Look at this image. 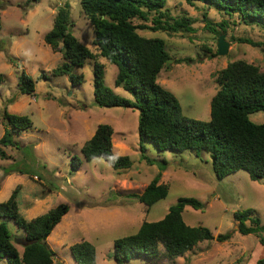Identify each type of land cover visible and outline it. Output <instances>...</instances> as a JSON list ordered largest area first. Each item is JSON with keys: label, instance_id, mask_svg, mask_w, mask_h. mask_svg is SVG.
Returning <instances> with one entry per match:
<instances>
[{"label": "rangeland", "instance_id": "rangeland-1", "mask_svg": "<svg viewBox=\"0 0 264 264\" xmlns=\"http://www.w3.org/2000/svg\"><path fill=\"white\" fill-rule=\"evenodd\" d=\"M65 4L70 33L97 54L92 44L94 32L82 13L80 0H0V137L5 110L27 116L32 122L30 129L14 136L13 147L0 145L5 152L4 158L0 156V203L19 186L18 203L30 197L49 199L50 208L67 205L65 219L47 238L55 253L52 264H75L69 246L81 240L94 246L96 264H115L114 240L135 233L145 221L162 219L179 197H192L203 206L199 210L185 207V224L206 227L214 237L228 233L231 237L221 243L215 239L200 242L175 259L139 258L125 264H256L264 257V248L258 242L261 235H241L233 213L251 209L264 224V179L251 180L240 170L218 180L208 154L159 153L150 143L142 144L145 156L152 162L146 163L139 150L138 111L94 103L92 61L71 71L83 76L79 85H72L65 75H52L63 60L59 52L44 44L43 36ZM164 15L162 20L168 23L188 19L193 32L137 30L144 37L159 38L165 43L170 61L160 71L157 83L175 96L183 116L208 121L209 103L218 90L215 75L219 70L238 59L264 68V26L246 24L236 14L226 15L198 2L188 5L183 0H168ZM133 23L149 25L150 21L134 19ZM221 34L227 42L233 40V46L225 56L213 55ZM239 38L258 46L240 43ZM185 58L191 61L181 62ZM98 61L104 65L105 85L116 95L132 100L130 94L115 86L116 66L103 58ZM22 71L34 82L32 95L21 94L17 88ZM249 118L260 124L264 113L256 112ZM98 124L111 126L113 152L129 157V169L114 170L100 158L90 162L83 159L81 147ZM72 157L81 161L75 171L70 165ZM157 174L159 183L168 186V194L147 208L134 195L141 194ZM6 226L12 243L21 251L25 242L19 237L23 238V232L12 220H7ZM0 264H6V259L1 258Z\"/></svg>", "mask_w": 264, "mask_h": 264}, {"label": "trees", "instance_id": "trees-1", "mask_svg": "<svg viewBox=\"0 0 264 264\" xmlns=\"http://www.w3.org/2000/svg\"><path fill=\"white\" fill-rule=\"evenodd\" d=\"M167 1L80 0L82 13L94 32L92 44L97 54L70 33L69 10L65 4L58 9L52 28L43 36L44 44L59 52L63 60L52 70V75H65L72 85H79L83 82V76L74 75L71 71L82 67L86 61H92L94 103L104 108L123 107L138 111L139 150L141 158L148 164L152 162L144 154L143 143L152 144L159 153L192 151L198 155L204 152L209 155L218 180L240 170L245 171L251 180L264 179V122L256 124L249 118L256 112L264 113V70L241 59L228 62L215 75L218 90L209 103V120L199 121L183 116L175 96L157 83V77L169 59L164 41L144 37L137 31L193 32L186 18L175 19L172 23L162 20ZM183 1L188 5L197 2L206 4L226 15L236 14L243 23L264 26V0ZM134 19L150 21V24L136 25ZM221 32L225 33V29L221 28ZM232 41L229 40L230 43ZM237 41L258 46L246 38ZM213 55H217V52ZM99 58L116 66L115 86L121 85L132 100L116 95L105 85L104 65L98 61ZM182 61L191 60L185 58ZM2 82L3 76L0 74V84ZM17 88L21 94L32 95L34 92V82L24 71L18 76ZM3 122L4 132L0 137L3 147H13L14 136L32 127L27 116L10 114L6 110L3 112ZM112 135L111 126L98 124L81 147L82 157L86 162L100 158L114 170H127L132 163L128 156L113 152ZM0 156L5 157L1 149ZM70 165L75 171L81 166V161L72 157ZM10 171L7 170V173ZM159 178L160 174H157L141 194L134 195L147 208L165 199L168 194V186L159 183ZM18 189L19 186H16L9 197L0 203V259L5 258L6 264H52L55 253L48 246L47 238L68 213L69 207L59 204L27 220L19 213ZM202 206L195 198L179 197L162 219L145 221L135 233L114 240L113 261L115 264H125L139 258L175 259L200 242L213 239L220 243L227 241L231 237L229 233L214 237L206 227L185 224L182 218L184 208L199 210ZM233 219L241 235H261L258 242L264 248V224L253 210L234 212ZM7 220H12L16 228L23 232L21 240L27 244L22 245L21 251L11 241ZM69 251L75 264H96L95 248L88 241L81 240L70 245ZM256 264H264V257Z\"/></svg>", "mask_w": 264, "mask_h": 264}, {"label": "crops", "instance_id": "crops-1", "mask_svg": "<svg viewBox=\"0 0 264 264\" xmlns=\"http://www.w3.org/2000/svg\"><path fill=\"white\" fill-rule=\"evenodd\" d=\"M232 46H233V44L230 43V46H229L230 49ZM249 63H251V62H249ZM259 68L261 70H264V68H261V67H259ZM28 199H29L28 201H25L23 198H21L20 203H18L19 213L27 220H31V219L39 216V215H42L51 209L48 206V201H50L49 199L46 200L45 198L41 199V198H30V197ZM62 218L65 219L64 216ZM22 236H23V233H22ZM19 239L21 240L20 237H19Z\"/></svg>", "mask_w": 264, "mask_h": 264}, {"label": "water", "instance_id": "water-1", "mask_svg": "<svg viewBox=\"0 0 264 264\" xmlns=\"http://www.w3.org/2000/svg\"><path fill=\"white\" fill-rule=\"evenodd\" d=\"M229 42H227L225 40V35L224 34H221L218 36V39H217V42H216V50H217V54L218 56H225L229 50ZM170 60L168 59L167 60V63L169 62ZM121 87V85H120ZM27 243H24L23 245H26Z\"/></svg>", "mask_w": 264, "mask_h": 264}]
</instances>
